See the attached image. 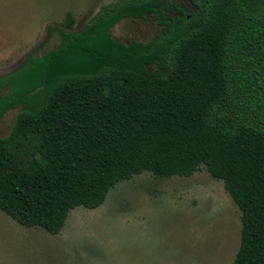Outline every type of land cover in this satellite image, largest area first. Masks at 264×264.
<instances>
[{
  "label": "trees",
  "instance_id": "1",
  "mask_svg": "<svg viewBox=\"0 0 264 264\" xmlns=\"http://www.w3.org/2000/svg\"><path fill=\"white\" fill-rule=\"evenodd\" d=\"M188 1L119 0L0 76V117L19 109L0 138V211L59 235L121 182L205 168L241 212L233 264H264V0ZM148 15L151 41L113 37Z\"/></svg>",
  "mask_w": 264,
  "mask_h": 264
},
{
  "label": "rangeland",
  "instance_id": "2",
  "mask_svg": "<svg viewBox=\"0 0 264 264\" xmlns=\"http://www.w3.org/2000/svg\"><path fill=\"white\" fill-rule=\"evenodd\" d=\"M118 1L0 0V76L58 48V30L80 32ZM68 13L75 19L71 29L64 25ZM111 32L126 44L147 43L161 27L148 15L146 21L125 19ZM18 113L0 117V138L11 133ZM241 232L239 207L205 168L190 178L145 173L118 184L99 208L72 210L59 235L23 227L0 211V264H233Z\"/></svg>",
  "mask_w": 264,
  "mask_h": 264
}]
</instances>
